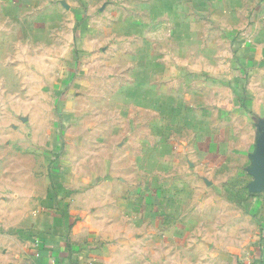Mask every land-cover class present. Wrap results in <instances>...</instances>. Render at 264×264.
Masks as SVG:
<instances>
[{"label":"crops","instance_id":"obj_1","mask_svg":"<svg viewBox=\"0 0 264 264\" xmlns=\"http://www.w3.org/2000/svg\"><path fill=\"white\" fill-rule=\"evenodd\" d=\"M72 2H135L140 45L53 208L0 191V264H264V0Z\"/></svg>","mask_w":264,"mask_h":264},{"label":"rangeland","instance_id":"obj_2","mask_svg":"<svg viewBox=\"0 0 264 264\" xmlns=\"http://www.w3.org/2000/svg\"><path fill=\"white\" fill-rule=\"evenodd\" d=\"M66 1L0 2V191L33 221L53 208L86 128L121 109L119 64L140 45L119 29L141 17L135 2Z\"/></svg>","mask_w":264,"mask_h":264},{"label":"water","instance_id":"obj_3","mask_svg":"<svg viewBox=\"0 0 264 264\" xmlns=\"http://www.w3.org/2000/svg\"><path fill=\"white\" fill-rule=\"evenodd\" d=\"M253 182L249 185V192L258 194L264 192V153L261 150L256 154V168L252 173Z\"/></svg>","mask_w":264,"mask_h":264}]
</instances>
